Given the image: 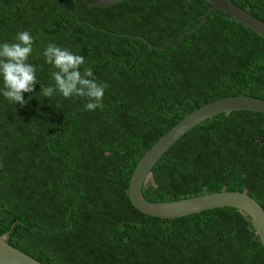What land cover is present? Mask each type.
Listing matches in <instances>:
<instances>
[{
  "label": "trees",
  "instance_id": "obj_1",
  "mask_svg": "<svg viewBox=\"0 0 264 264\" xmlns=\"http://www.w3.org/2000/svg\"><path fill=\"white\" fill-rule=\"evenodd\" d=\"M233 1L264 21V0ZM211 7L0 0V44L30 32L37 77L23 106L4 98L0 78V236L10 245L43 264H264L243 212L164 219L140 212L129 194L141 158L194 110L232 95L264 99V37L218 9L191 31ZM49 43L84 56L80 71L90 67V79L108 85L103 109L85 110L87 98L59 91L40 94L41 84L55 83L43 56ZM152 171L143 189L151 202L228 190L247 191L264 207V113L208 119Z\"/></svg>",
  "mask_w": 264,
  "mask_h": 264
},
{
  "label": "water",
  "instance_id": "obj_2",
  "mask_svg": "<svg viewBox=\"0 0 264 264\" xmlns=\"http://www.w3.org/2000/svg\"><path fill=\"white\" fill-rule=\"evenodd\" d=\"M83 2L97 6L109 7L126 0H82ZM212 4L204 16L202 22L192 29L196 30L203 24L210 13L215 10H222L238 20L248 28L264 37V21L259 17L244 10L233 0H207ZM190 31V32H191ZM183 35L182 38L186 37ZM133 37V36H131ZM138 37V36H137ZM145 39V38H144ZM147 40V39H145ZM179 40L168 46L159 47L168 49L174 46ZM149 42V41H147ZM150 46L157 47L149 42ZM258 111L264 113V99L248 95H232L221 98L194 110L169 132L164 134L141 158L133 172L129 194L135 208L140 212L158 218L177 219L215 208L232 207L251 218L257 234L264 247V207L253 198L247 191H220L203 196L167 202H151L144 196L143 189L153 181V168L164 156V154L186 133L197 125L213 118L221 113L233 111ZM0 264H43L22 250L12 246L8 242V234L0 236Z\"/></svg>",
  "mask_w": 264,
  "mask_h": 264
},
{
  "label": "clouds",
  "instance_id": "obj_3",
  "mask_svg": "<svg viewBox=\"0 0 264 264\" xmlns=\"http://www.w3.org/2000/svg\"><path fill=\"white\" fill-rule=\"evenodd\" d=\"M34 38L28 31L17 33L15 42L0 44V78L3 80V96L9 102L23 106L26 101L24 93L34 91L37 83L36 67L28 63V58L33 52ZM45 62L52 65L56 71L51 73L54 80L53 86H43L41 92L44 97L51 98L59 91L64 98L72 96L87 98L85 110L94 111L103 109L102 103L106 83L98 84L93 77V70L85 67L82 55L74 54L66 48L49 43L43 52ZM31 98V97H30Z\"/></svg>",
  "mask_w": 264,
  "mask_h": 264
}]
</instances>
